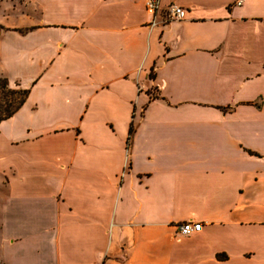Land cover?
Returning <instances> with one entry per match:
<instances>
[{"label": "crops", "instance_id": "obj_1", "mask_svg": "<svg viewBox=\"0 0 264 264\" xmlns=\"http://www.w3.org/2000/svg\"><path fill=\"white\" fill-rule=\"evenodd\" d=\"M158 1L0 0V264H264V0Z\"/></svg>", "mask_w": 264, "mask_h": 264}, {"label": "trees", "instance_id": "obj_2", "mask_svg": "<svg viewBox=\"0 0 264 264\" xmlns=\"http://www.w3.org/2000/svg\"><path fill=\"white\" fill-rule=\"evenodd\" d=\"M27 91L11 90L5 79H0V123L12 117L22 106ZM133 128L130 126L127 136V147L131 142Z\"/></svg>", "mask_w": 264, "mask_h": 264}, {"label": "built area", "instance_id": "obj_3", "mask_svg": "<svg viewBox=\"0 0 264 264\" xmlns=\"http://www.w3.org/2000/svg\"><path fill=\"white\" fill-rule=\"evenodd\" d=\"M144 8L147 14L152 17L155 16L159 10V1L158 0H144ZM166 20L167 21H183L185 18V11L176 6H170L166 11ZM202 225L200 223L185 222L176 226V232L180 236H190L197 234L201 231Z\"/></svg>", "mask_w": 264, "mask_h": 264}]
</instances>
